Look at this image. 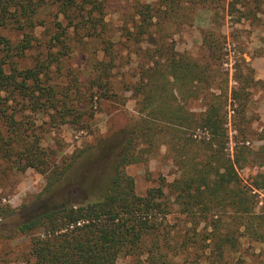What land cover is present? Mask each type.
<instances>
[{
  "label": "trees",
  "instance_id": "1",
  "mask_svg": "<svg viewBox=\"0 0 264 264\" xmlns=\"http://www.w3.org/2000/svg\"><path fill=\"white\" fill-rule=\"evenodd\" d=\"M112 4L120 6L117 0H0V26L11 25L25 34L17 43L0 36V112L9 130L16 127L15 109L8 111L7 103L12 94L13 98H32L35 105L59 110L62 116L73 112L67 102L60 104L64 98L57 97L54 87L44 84L39 77L60 60L52 48L58 47L57 52L63 55L71 52L72 34L103 43L104 58L95 59L91 65L95 73L91 87L109 90L112 70L117 66L114 48L117 42L106 37L110 28L106 16ZM244 4V0H230L229 12ZM196 7L193 0L136 1L127 9L123 7L126 15L128 8L132 14L131 25L126 22L122 35L135 44L150 34L154 26L161 32L172 31L181 22L179 15L187 9L182 21L192 24L191 12ZM47 13L53 14L50 26L53 34L49 41H44L50 47L48 60L37 61L33 68H20L18 59L39 40L35 30L47 24ZM203 46L205 50L200 57L179 53L174 45L169 48L164 44L136 51L146 62L140 63L141 80L134 89L139 96L140 116L125 134L120 150L104 164V173L94 184L96 189L100 188L94 197L76 203L63 201L55 208L45 206L18 225V233L30 237L32 264H119L121 256L134 253L148 254L152 264H171L172 243L165 231L168 225L165 220L174 205L191 217L195 230L210 213L216 216L229 208L233 209L236 221L248 223L258 219L253 212L256 204L253 189L243 183L239 173L253 151L237 140L234 157L227 152L230 109L235 114L245 113L251 102L254 79L237 76L230 93L223 70L226 58L223 40L217 34L205 32ZM83 86L78 89L81 98L90 84ZM177 95L185 102L179 101ZM194 100L204 104L198 113L186 106ZM13 130L17 135H9V146L12 141L21 142L20 132ZM165 144L179 168V176L172 182L163 179L160 186L149 189L145 195L139 194L127 166L147 162ZM69 168L49 176L46 191L50 196L65 199L61 185L75 184L67 176ZM256 188L264 189V180ZM30 207L37 208V204ZM5 213L6 209L0 208V218ZM257 222L258 225H249L248 229L264 241V232L258 229L264 226V218ZM227 240H231L229 233L217 243V252ZM193 243L197 251L207 248L200 239Z\"/></svg>",
  "mask_w": 264,
  "mask_h": 264
},
{
  "label": "rangeland",
  "instance_id": "2",
  "mask_svg": "<svg viewBox=\"0 0 264 264\" xmlns=\"http://www.w3.org/2000/svg\"><path fill=\"white\" fill-rule=\"evenodd\" d=\"M117 1L120 6L112 4L106 16L110 27L106 37L117 42L114 44L117 66L112 70L109 90L105 92L91 87L95 75L91 65L95 59L104 58L103 43L92 42L94 40L88 36L80 39L82 34H72L71 52L63 55L57 52L58 47L52 48L60 60L47 69V74L41 73L39 77L44 84L54 87L57 97L64 98L60 104L67 102L74 108L73 112L62 116L59 110L35 105L32 98H13L12 94L7 102L8 111L15 109L16 127L13 128L21 134V142L12 141V146L7 144L8 137L17 134L13 128L8 129L7 120L0 112V208L6 209V215L0 218V264H32L29 259L30 237L17 231L18 225L31 214L43 211L45 206L58 207L63 201H86L100 189L94 184L103 175L104 164L117 154L125 134L140 116L139 96L134 89L141 80L140 63L145 60L136 51L164 44L169 48L174 45L179 53L200 57L205 50V32L217 34L223 40L226 53L223 70L230 93L237 76L254 79L250 88L251 102L245 113L235 114L230 109L227 152L234 157L237 140L251 147L250 161L239 168V173L243 183L253 189L254 214L258 219L264 218V189L256 188L264 180V0H244V6L239 5L232 13L229 12L230 0H204L205 3L193 0L197 7L191 12L192 24L182 21L184 14H188L187 9L179 15L181 22H177L172 31L161 32L154 26L150 34L135 44L122 35L126 22L131 25L132 9L128 8L126 15L125 8L136 1L156 3L158 0ZM45 19L47 24L35 30L39 40L34 41V47L18 59L20 68H33L37 61L47 62L50 47L44 41H49L53 34L50 28L53 14L47 13ZM0 36L17 43L25 34L23 30L8 25L0 26ZM87 83L90 86L85 89L86 98H81L78 89ZM177 96L179 101L185 102ZM186 106L197 113L204 109L201 100H194ZM68 166L67 176L75 184L61 185L65 199L50 196L46 191L49 176L58 175ZM127 172L135 178L137 192L142 195L160 186L163 179L172 182L179 176V168L168 153L167 144L147 162L127 166ZM33 204H37V208L30 209ZM179 209L174 205L165 220L168 224L165 231L172 243L169 249L171 264H264V241L257 239L248 229L249 225H258V219L248 223L236 221L233 209L229 208L216 216L210 213L195 230V222ZM258 227L264 232V226ZM228 233L231 240L225 241L217 252V243ZM195 239H200L207 248L197 251L196 246L191 245ZM185 240L188 241L185 243ZM118 262L152 264L145 253L126 254Z\"/></svg>",
  "mask_w": 264,
  "mask_h": 264
}]
</instances>
